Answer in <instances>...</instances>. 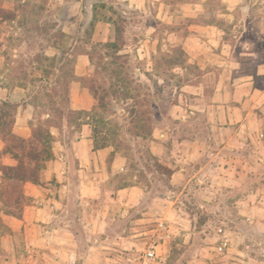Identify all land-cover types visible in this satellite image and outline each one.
I'll use <instances>...</instances> for the list:
<instances>
[{"label":"rangeland","instance_id":"1","mask_svg":"<svg viewBox=\"0 0 264 264\" xmlns=\"http://www.w3.org/2000/svg\"><path fill=\"white\" fill-rule=\"evenodd\" d=\"M16 14L14 22H0V106L7 105L13 127L28 114V134L37 126L53 125L52 131L64 122L88 124L97 144L125 158L124 171L115 176L119 184L144 190L129 213L143 220L127 225L128 234L136 233L131 248L98 254L83 238L73 263L41 245L28 247L20 231L2 230L0 264H264V208L250 204L242 214L232 196L222 203L209 193L207 199L179 191L170 180V147L158 135H194L200 121L219 133L228 115L222 82L252 76L254 86H264V75H256L264 64V0H29ZM116 26L121 49L110 57L105 45ZM173 59L183 65H170ZM92 82L103 104L91 96ZM74 89L89 95V117L72 112ZM248 109L262 121L264 136V103ZM130 110L150 121L136 124ZM0 163L13 164L1 156ZM178 196L181 203L172 204ZM159 220L169 231L160 240L164 260L145 261L144 251L161 234Z\"/></svg>","mask_w":264,"mask_h":264},{"label":"crops","instance_id":"2","mask_svg":"<svg viewBox=\"0 0 264 264\" xmlns=\"http://www.w3.org/2000/svg\"><path fill=\"white\" fill-rule=\"evenodd\" d=\"M256 75H264V64ZM251 78L239 76L232 84L222 82V111L228 115L219 133L200 121L194 124V135L158 134L162 144L170 147L166 154L172 161L170 180L179 191L188 188L202 198L209 193L222 203L232 196L233 206L242 214L250 204L264 208L262 121L252 119L248 109L251 103H264V86H254ZM216 90L215 96H219L220 88ZM87 101L85 89L72 90L73 110L90 111L92 106ZM28 119V114H23L19 127H13L14 133L28 138ZM79 121L75 125L64 122L61 129L50 131L53 157L42 171L43 185L25 184L30 204L22 218L6 216L11 232H22L28 247L41 245L48 254L57 252L63 263H73L83 238L90 241L87 248L98 254L131 248L136 233L128 234L133 230L130 227L126 232L127 225L143 220H131L129 213L141 204L144 190L137 184H119L115 178L124 171L125 158L112 154L108 147L93 149L91 128ZM64 127L70 130L66 132ZM176 201L181 203V198L172 204Z\"/></svg>","mask_w":264,"mask_h":264},{"label":"trees","instance_id":"3","mask_svg":"<svg viewBox=\"0 0 264 264\" xmlns=\"http://www.w3.org/2000/svg\"><path fill=\"white\" fill-rule=\"evenodd\" d=\"M4 2L5 0H0L1 23L14 22L17 17V10L20 9L21 11H25L29 4V0H20L16 5L13 3L10 7H5ZM121 43L122 30L116 26L114 29V40L105 45L106 49L112 53L110 57H114L121 49ZM180 53L182 54L181 51ZM182 63L183 61L180 59H173L169 62L170 65L177 66L183 65ZM114 74L117 79H121L119 72L115 71ZM77 79L80 82L83 80L82 77H78ZM89 92L93 99L98 101V104H103V95H98L97 88L93 82L89 86ZM5 107H7L5 103H2L0 106V141L3 144L0 156L9 158L13 164L8 165L0 163V235L3 234L2 230L7 232L11 231L4 223L3 216H10L16 219L22 218L25 206L30 203V199L24 191L25 184L31 183L42 186V171L45 169L46 163L53 157V136L50 132V128L53 127V125H48L47 127H34L31 129L28 138L21 137L14 133V121L10 119V113ZM93 109L94 106L91 110ZM90 111L73 110L72 112L89 117ZM129 113L132 117H136V124H138L141 119L146 123L150 121L149 117L146 116L144 112L130 110ZM136 127L144 129L141 125ZM93 133L92 130V135H95ZM150 133L149 130L148 134ZM136 136L139 135L136 134ZM106 146L107 143L97 144L95 138H93V149Z\"/></svg>","mask_w":264,"mask_h":264},{"label":"built area","instance_id":"4","mask_svg":"<svg viewBox=\"0 0 264 264\" xmlns=\"http://www.w3.org/2000/svg\"><path fill=\"white\" fill-rule=\"evenodd\" d=\"M157 226L161 234L159 235L158 239L153 240L151 244L147 247V249L144 251L143 258L145 261L161 263L164 258H162V254L160 253V247L162 245L160 240L163 241L165 238L169 237V231L165 220H159ZM221 249L222 246L219 247V250Z\"/></svg>","mask_w":264,"mask_h":264}]
</instances>
